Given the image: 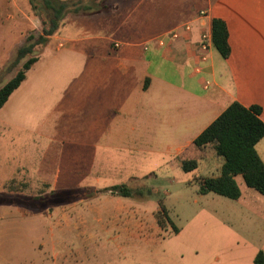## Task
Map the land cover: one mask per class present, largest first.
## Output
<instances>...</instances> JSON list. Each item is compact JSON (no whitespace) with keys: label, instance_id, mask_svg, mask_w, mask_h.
Returning a JSON list of instances; mask_svg holds the SVG:
<instances>
[{"label":"crops","instance_id":"1","mask_svg":"<svg viewBox=\"0 0 264 264\" xmlns=\"http://www.w3.org/2000/svg\"><path fill=\"white\" fill-rule=\"evenodd\" d=\"M60 1H80L82 8H65L37 61L0 107L19 104L28 121L37 117L48 164L60 151L55 165L65 158V165L92 167L96 151L114 149L172 158L182 168L198 157L187 153L202 150L194 140L232 102L261 106L264 121V0ZM213 18L226 22L231 53L224 58L213 45L201 62V34ZM30 35L8 43L7 53ZM256 149L264 162V137ZM255 209L264 221V199ZM12 261L26 264L21 257Z\"/></svg>","mask_w":264,"mask_h":264},{"label":"rangeland","instance_id":"2","mask_svg":"<svg viewBox=\"0 0 264 264\" xmlns=\"http://www.w3.org/2000/svg\"><path fill=\"white\" fill-rule=\"evenodd\" d=\"M43 5L0 0V87L31 56L13 67L20 47L7 53L8 43L28 33L33 39L21 37L22 46L37 39L48 17ZM21 111L19 104L0 108V264L19 257L26 264H252L264 243L254 211L264 195L241 175L237 199L201 193L202 180L223 164L211 145L187 153L198 151L200 162L188 172L172 158L114 149L96 151L98 165L69 166L63 158L61 167L54 164L60 151L47 163L37 117L28 121ZM122 184L131 196L104 191Z\"/></svg>","mask_w":264,"mask_h":264},{"label":"trees","instance_id":"3","mask_svg":"<svg viewBox=\"0 0 264 264\" xmlns=\"http://www.w3.org/2000/svg\"><path fill=\"white\" fill-rule=\"evenodd\" d=\"M43 4L50 10L47 15V25L43 28V34L39 35L34 42L26 43L19 48L17 58L12 63L13 67L23 58L31 56L23 63L22 68L0 87V107L7 102L14 90L25 79L27 71L37 61L38 56L34 55V48L44 44L48 36L56 31L65 8L67 6H76L77 10L82 8L79 5L80 1L43 0ZM85 7L84 5L83 8ZM212 36L216 49L224 58H227L231 53V47L228 41L227 25L223 19H212ZM28 39L32 40V35ZM261 113L262 108L259 105L246 107L234 101L194 140L196 147L204 149L211 145L215 154L223 158L220 174L202 180L201 193L211 191L237 199L240 196V190L236 176L241 175L248 187L264 195V162L256 149L257 143L264 137V121ZM197 167L198 162L195 159L185 160L182 163V168L186 172ZM104 191H111L125 197L133 193L132 188L126 184L113 185L105 188ZM36 198L41 199V197ZM263 260L264 255L260 252L256 257V263L262 264Z\"/></svg>","mask_w":264,"mask_h":264},{"label":"built area","instance_id":"4","mask_svg":"<svg viewBox=\"0 0 264 264\" xmlns=\"http://www.w3.org/2000/svg\"><path fill=\"white\" fill-rule=\"evenodd\" d=\"M206 12L203 10L200 12V15L206 16ZM190 25H185L186 30H190ZM174 36H178L177 31L174 32ZM213 36H212V26L206 28L202 34H201V39L199 42V51H200V61L201 62H206L209 59V54L211 51V48L213 47ZM196 71L200 72L201 67L200 65L196 66ZM209 84V82H208Z\"/></svg>","mask_w":264,"mask_h":264}]
</instances>
